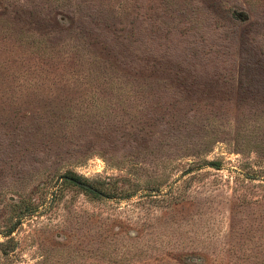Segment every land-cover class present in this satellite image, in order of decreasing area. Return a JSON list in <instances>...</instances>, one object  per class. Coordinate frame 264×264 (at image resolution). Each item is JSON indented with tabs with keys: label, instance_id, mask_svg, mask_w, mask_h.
<instances>
[{
	"label": "rangeland",
	"instance_id": "obj_1",
	"mask_svg": "<svg viewBox=\"0 0 264 264\" xmlns=\"http://www.w3.org/2000/svg\"><path fill=\"white\" fill-rule=\"evenodd\" d=\"M0 264H264V0H0Z\"/></svg>",
	"mask_w": 264,
	"mask_h": 264
},
{
	"label": "trees",
	"instance_id": "obj_2",
	"mask_svg": "<svg viewBox=\"0 0 264 264\" xmlns=\"http://www.w3.org/2000/svg\"><path fill=\"white\" fill-rule=\"evenodd\" d=\"M69 177H71V179H73L72 181H75V182H77L79 180V177L78 176H69ZM85 189L87 191H89V192L94 193L95 195H97V194L100 195L99 194L100 193V190H98V192H97V190L93 189L92 187H88V188H85Z\"/></svg>",
	"mask_w": 264,
	"mask_h": 264
},
{
	"label": "water",
	"instance_id": "obj_3",
	"mask_svg": "<svg viewBox=\"0 0 264 264\" xmlns=\"http://www.w3.org/2000/svg\"><path fill=\"white\" fill-rule=\"evenodd\" d=\"M64 177H66V176H64ZM69 179H71V178H69ZM71 180H73V179H71Z\"/></svg>",
	"mask_w": 264,
	"mask_h": 264
}]
</instances>
